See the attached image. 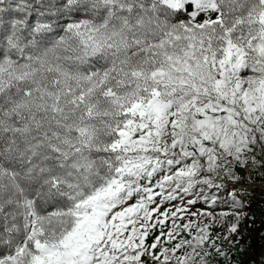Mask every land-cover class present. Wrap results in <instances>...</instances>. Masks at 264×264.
I'll list each match as a JSON object with an SVG mask.
<instances>
[{"label":"trees","instance_id":"trees-1","mask_svg":"<svg viewBox=\"0 0 264 264\" xmlns=\"http://www.w3.org/2000/svg\"><path fill=\"white\" fill-rule=\"evenodd\" d=\"M208 1L221 17L197 24L192 2L0 0V264L69 235L75 206L115 176L133 103L214 100L230 44L264 78V0ZM241 225L259 259L235 263L264 264V205Z\"/></svg>","mask_w":264,"mask_h":264},{"label":"rangeland","instance_id":"rangeland-1","mask_svg":"<svg viewBox=\"0 0 264 264\" xmlns=\"http://www.w3.org/2000/svg\"><path fill=\"white\" fill-rule=\"evenodd\" d=\"M162 1L173 8L192 2L197 24L221 17L208 0ZM258 19L264 24V11ZM244 53L226 48L214 100L177 108L154 94L133 103L119 130L123 155L115 176L75 206L77 223L61 242L37 241L31 264L259 259L241 222L250 202L264 205V78L245 72Z\"/></svg>","mask_w":264,"mask_h":264},{"label":"built area","instance_id":"built-area-1","mask_svg":"<svg viewBox=\"0 0 264 264\" xmlns=\"http://www.w3.org/2000/svg\"><path fill=\"white\" fill-rule=\"evenodd\" d=\"M262 236L264 237V231L261 233V236H260V237H261V240H262V242H263V244H264V240H263ZM260 262L262 263V261H260ZM261 263H260V264H261Z\"/></svg>","mask_w":264,"mask_h":264},{"label":"water","instance_id":"water-1","mask_svg":"<svg viewBox=\"0 0 264 264\" xmlns=\"http://www.w3.org/2000/svg\"><path fill=\"white\" fill-rule=\"evenodd\" d=\"M238 171L242 172V171H243V169H242V168H238Z\"/></svg>","mask_w":264,"mask_h":264}]
</instances>
